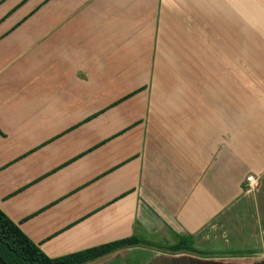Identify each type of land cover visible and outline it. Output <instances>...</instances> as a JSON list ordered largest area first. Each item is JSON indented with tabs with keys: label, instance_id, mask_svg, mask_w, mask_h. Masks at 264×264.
<instances>
[{
	"label": "crops",
	"instance_id": "1",
	"mask_svg": "<svg viewBox=\"0 0 264 264\" xmlns=\"http://www.w3.org/2000/svg\"><path fill=\"white\" fill-rule=\"evenodd\" d=\"M0 210L49 258L264 264V0H0Z\"/></svg>",
	"mask_w": 264,
	"mask_h": 264
},
{
	"label": "trees",
	"instance_id": "2",
	"mask_svg": "<svg viewBox=\"0 0 264 264\" xmlns=\"http://www.w3.org/2000/svg\"><path fill=\"white\" fill-rule=\"evenodd\" d=\"M183 243L187 248L189 246L190 252L193 251L190 239L185 238ZM133 245L151 246L131 237L61 257L49 258L0 210V264H83L115 249Z\"/></svg>",
	"mask_w": 264,
	"mask_h": 264
},
{
	"label": "built area",
	"instance_id": "3",
	"mask_svg": "<svg viewBox=\"0 0 264 264\" xmlns=\"http://www.w3.org/2000/svg\"><path fill=\"white\" fill-rule=\"evenodd\" d=\"M245 183H246V187H249V188L257 186L256 180L251 175L246 177Z\"/></svg>",
	"mask_w": 264,
	"mask_h": 264
}]
</instances>
